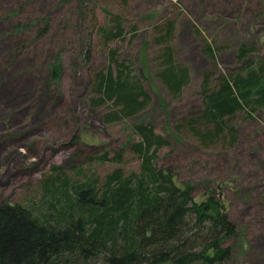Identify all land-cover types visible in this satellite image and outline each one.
Listing matches in <instances>:
<instances>
[{
    "label": "rangeland",
    "instance_id": "374dc122",
    "mask_svg": "<svg viewBox=\"0 0 264 264\" xmlns=\"http://www.w3.org/2000/svg\"><path fill=\"white\" fill-rule=\"evenodd\" d=\"M0 0V203L37 204L42 186L59 167L72 180L84 175L104 180L116 169L137 173L140 159L130 145L131 125L152 124L168 144L156 152L155 164L178 186H192L196 200L212 190L237 225L224 264H264V109L234 119V145H202L186 128L200 111L199 85L204 72H234L241 42L255 43L264 54L261 0ZM109 14L136 26L135 39L104 43L97 27ZM175 20L174 47L188 66L191 83L176 99L156 78L157 47L153 26ZM18 23L21 25L17 26ZM25 23H33L27 27ZM18 27H20L18 29ZM46 28V31L40 32ZM221 48L210 59L200 52L196 33ZM119 59L142 66L151 101L145 110L119 122L105 123L107 107H95L96 71L107 64L108 49ZM61 62L51 81L55 58ZM108 153L115 161L90 160ZM164 180V178H161Z\"/></svg>",
    "mask_w": 264,
    "mask_h": 264
},
{
    "label": "trees",
    "instance_id": "16d2710c",
    "mask_svg": "<svg viewBox=\"0 0 264 264\" xmlns=\"http://www.w3.org/2000/svg\"><path fill=\"white\" fill-rule=\"evenodd\" d=\"M107 14L108 23L97 27L104 43L124 40L128 34L130 40L135 39L136 26L127 32L121 15ZM175 25V20L156 23L152 42L157 47L155 76L169 96L178 99L191 76L188 66L177 59ZM196 36L200 52L214 59L221 47L198 32ZM117 51L108 49L106 66L93 77L96 98L90 102L107 107L105 123L139 114L151 101L143 84L145 69L140 66L137 72L134 62L119 59ZM236 61L234 72L203 73L200 111L177 126L197 136L202 145H234L237 114L254 119L264 109V54L257 44L241 42ZM50 70L51 81L57 82L58 56ZM130 129L137 136L130 145L140 159L137 173L125 176L116 169L102 181L86 175L72 180L61 168L53 167L56 175L42 186L37 204L0 203V264H224L231 259L230 241L238 230L223 199L209 190L196 200L192 186H178L171 175L160 172L156 152L169 142L152 124L140 121ZM94 159L116 158L104 152L90 157Z\"/></svg>",
    "mask_w": 264,
    "mask_h": 264
}]
</instances>
